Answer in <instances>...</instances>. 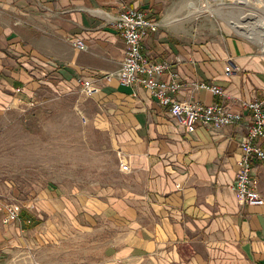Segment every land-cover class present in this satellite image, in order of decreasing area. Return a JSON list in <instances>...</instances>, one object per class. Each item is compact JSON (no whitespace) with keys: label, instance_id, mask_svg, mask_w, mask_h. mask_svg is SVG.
<instances>
[{"label":"crops","instance_id":"obj_1","mask_svg":"<svg viewBox=\"0 0 264 264\" xmlns=\"http://www.w3.org/2000/svg\"><path fill=\"white\" fill-rule=\"evenodd\" d=\"M172 1L0 0V107L63 83L83 89L79 81L91 83L88 94L109 88L120 100L118 153L129 187L101 206L115 233L106 264H264V164L256 160L251 170L261 205L240 202L233 186L246 118L185 133L149 91L102 79L124 53L112 23L136 9L158 22L141 50L169 64L181 84L173 99L238 110L264 95V51L231 32L234 20L221 12L237 11L238 2L200 0L201 11H210L189 28L173 18ZM75 39L83 50L72 46ZM200 83L216 85L223 96ZM254 144L264 150V140Z\"/></svg>","mask_w":264,"mask_h":264},{"label":"rangeland","instance_id":"obj_2","mask_svg":"<svg viewBox=\"0 0 264 264\" xmlns=\"http://www.w3.org/2000/svg\"><path fill=\"white\" fill-rule=\"evenodd\" d=\"M172 2L173 18L189 28L210 11H201L200 0ZM262 2L247 6L264 17ZM247 6L221 12L234 20V34L253 32L249 42L258 48L259 18H242ZM120 104L109 88L91 95L63 83L0 107V264H106L115 233L101 206L129 187L118 153ZM10 204L27 215L29 227L21 213L20 222H4Z\"/></svg>","mask_w":264,"mask_h":264},{"label":"built area","instance_id":"obj_3","mask_svg":"<svg viewBox=\"0 0 264 264\" xmlns=\"http://www.w3.org/2000/svg\"><path fill=\"white\" fill-rule=\"evenodd\" d=\"M112 27L124 42V53L119 68L103 76L102 79L106 83L144 88L149 91L160 105L168 109L173 118L179 120L185 133L192 132L197 126L214 128L230 126L246 118L245 137L238 144L240 153L233 186L240 202L247 205H261L263 200L255 190L251 170L256 160L264 164V150L254 144L256 139L264 140V95L256 101L241 102L238 110L229 108L220 101L210 104L177 101L172 95L177 93L181 84L169 72V64L153 61L141 50L143 40L157 31L158 22L147 19L140 10L127 9L118 15ZM71 43L78 50L84 49V42L80 39L72 40ZM164 73L169 76L167 80L161 78ZM79 83L86 92H89L88 89L91 88L89 81H79ZM198 87L209 90L213 96H223V92L216 85L200 83ZM94 91L95 89L92 88L90 93ZM20 213L21 209L17 204L7 205L4 222H20Z\"/></svg>","mask_w":264,"mask_h":264},{"label":"bare ground","instance_id":"obj_4","mask_svg":"<svg viewBox=\"0 0 264 264\" xmlns=\"http://www.w3.org/2000/svg\"><path fill=\"white\" fill-rule=\"evenodd\" d=\"M238 1V3L239 4H242V5H244V6H247L248 4V2H249V0H236V2ZM243 1H245V2H243ZM240 2H243V3H240ZM254 3H256V2H254V1H251V4H254ZM263 3V2H262ZM252 6V5H251ZM262 7L264 8V5L262 4ZM207 8V7H206ZM209 8V7H208ZM247 8H249V9H247V13H243L244 15H243V17L242 18H246V17H248V18H251V19H255V17H258L257 15H258V13H257V15H255L254 13H256L257 11H256V7H248L247 6ZM260 10V9H259ZM249 11V12H248ZM261 16V15H260ZM259 19L258 20H256L255 21V24H256V26L255 27H258V30H260L259 32L260 33H258V34H260L257 38H256V40L257 41H255L257 44H258V46H259V48H260V50H262V51H264V40H262V38L264 37V17H258ZM254 24V23H253ZM248 37H249V39H255V34L253 33V32H251V33H249L248 34ZM246 38H247V35H246ZM248 39V38H247Z\"/></svg>","mask_w":264,"mask_h":264},{"label":"trees","instance_id":"obj_5","mask_svg":"<svg viewBox=\"0 0 264 264\" xmlns=\"http://www.w3.org/2000/svg\"><path fill=\"white\" fill-rule=\"evenodd\" d=\"M21 214H22L21 217L24 220V226L29 227V225H30L29 223L31 222V220L29 218H27V215H25L24 213H21ZM26 221H29V222H26Z\"/></svg>","mask_w":264,"mask_h":264}]
</instances>
